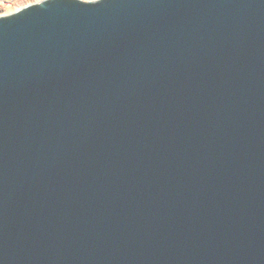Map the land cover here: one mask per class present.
Wrapping results in <instances>:
<instances>
[{"label":"water","instance_id":"water-1","mask_svg":"<svg viewBox=\"0 0 264 264\" xmlns=\"http://www.w3.org/2000/svg\"><path fill=\"white\" fill-rule=\"evenodd\" d=\"M0 264H264V0L0 16Z\"/></svg>","mask_w":264,"mask_h":264},{"label":"rangeland","instance_id":"rangeland-1","mask_svg":"<svg viewBox=\"0 0 264 264\" xmlns=\"http://www.w3.org/2000/svg\"><path fill=\"white\" fill-rule=\"evenodd\" d=\"M41 0H7L6 3L0 4V15H6L12 13L26 5L34 4ZM84 2L93 1V0H81Z\"/></svg>","mask_w":264,"mask_h":264},{"label":"built area","instance_id":"built-area-1","mask_svg":"<svg viewBox=\"0 0 264 264\" xmlns=\"http://www.w3.org/2000/svg\"><path fill=\"white\" fill-rule=\"evenodd\" d=\"M7 2V0H0V4L2 5V4H4V3H6ZM0 16H2V15H0Z\"/></svg>","mask_w":264,"mask_h":264}]
</instances>
